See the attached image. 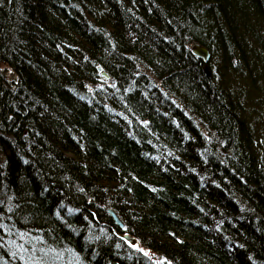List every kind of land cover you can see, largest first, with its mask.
<instances>
[{
	"label": "trees",
	"instance_id": "16d2710c",
	"mask_svg": "<svg viewBox=\"0 0 264 264\" xmlns=\"http://www.w3.org/2000/svg\"><path fill=\"white\" fill-rule=\"evenodd\" d=\"M259 29L264 0H0V264H264V163L210 67Z\"/></svg>",
	"mask_w": 264,
	"mask_h": 264
},
{
	"label": "rangeland",
	"instance_id": "374dc122",
	"mask_svg": "<svg viewBox=\"0 0 264 264\" xmlns=\"http://www.w3.org/2000/svg\"><path fill=\"white\" fill-rule=\"evenodd\" d=\"M256 33V40L254 37L251 40L243 38L246 49L242 51V55L244 59L248 57L245 62L238 59V54L235 55L237 58L230 60V65L222 63L223 58L218 54L212 60L209 55L207 62L210 60V67L216 78L218 73L225 76V90L230 97L236 98L242 111L239 113L245 114L242 118L252 131L255 152L264 163V31L259 29ZM253 56L259 62L255 59L256 63H253Z\"/></svg>",
	"mask_w": 264,
	"mask_h": 264
},
{
	"label": "water",
	"instance_id": "95a60500",
	"mask_svg": "<svg viewBox=\"0 0 264 264\" xmlns=\"http://www.w3.org/2000/svg\"><path fill=\"white\" fill-rule=\"evenodd\" d=\"M190 50H191V53L195 57L201 59L203 62H207V60L209 58V53L205 48L199 46L198 44H194L191 46ZM102 76L104 78H107L105 73H102ZM108 213H109L110 217L113 219V221L115 222V224L118 225V227L122 228V224L120 223V221L118 220L116 215L111 210H108ZM122 238L124 240H126L129 244L137 246L136 241L134 239H132L131 237H129L127 235H123Z\"/></svg>",
	"mask_w": 264,
	"mask_h": 264
},
{
	"label": "bare ground",
	"instance_id": "6f19581e",
	"mask_svg": "<svg viewBox=\"0 0 264 264\" xmlns=\"http://www.w3.org/2000/svg\"><path fill=\"white\" fill-rule=\"evenodd\" d=\"M192 54V53H191ZM193 55V54H192ZM194 56V55H193ZM97 71L100 72V75L102 76V73H105L104 71H102L101 67H97ZM106 74V73H105ZM107 78L105 79H108V75L106 74ZM103 77V76H102ZM104 78V77H103Z\"/></svg>",
	"mask_w": 264,
	"mask_h": 264
}]
</instances>
